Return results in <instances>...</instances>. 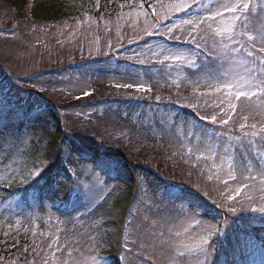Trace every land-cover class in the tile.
<instances>
[{
	"label": "rangeland",
	"instance_id": "rangeland-1",
	"mask_svg": "<svg viewBox=\"0 0 264 264\" xmlns=\"http://www.w3.org/2000/svg\"><path fill=\"white\" fill-rule=\"evenodd\" d=\"M192 1L194 0H176L171 5L170 2H166V7H162L159 1L154 4L156 6L154 8L159 10L162 7L160 12L164 15L159 12L157 17H153L154 14L149 13V10L146 12L144 8L138 7L129 10L124 19L115 20L112 24L103 26V23H100L101 27H98V23L91 20L85 21L86 24L81 28L74 22L70 25L62 24L52 31L34 25L22 31L16 26L17 22H14L15 18L11 13L6 16L10 12L9 3L0 1V141L6 134L5 124H13L15 121V115L7 114L9 110L3 105H11L14 100L28 101L33 109L45 105L52 107L62 119L65 134L71 140L83 144L85 148H97L100 153L112 149V145L102 138V134L109 128L104 124L111 121L114 124L113 119L110 117L105 122L97 120L103 109H106V102L113 104L115 107L112 108L115 109L120 107L118 103H111L115 99L145 100L151 97L156 101L153 109L157 110L158 115L154 123L159 127L162 124L161 119H164L165 126L170 127L167 120L173 112L169 111L168 107L163 109L157 102L160 100L167 103L176 102L189 110H196L199 115L195 114L196 119L189 120V123L177 122L172 127L174 130L172 148L170 153H162L161 156L170 163L169 165L176 166L179 171L183 170L186 178H195L197 184L199 180L205 182L211 189V198L221 204L229 203L228 208L220 207L226 208L227 211L230 208L235 209L229 210L228 216L233 214L239 218L241 215L247 223L255 225L256 221L264 218V212L259 211V208L264 207V177L259 171V168L264 166L261 164V160L264 159V134L260 132V127L264 124V90L256 88L254 81L251 87L245 85L244 90L254 92L255 95L241 97L240 101H237L234 96L227 95L230 89L226 81L238 79L239 75L248 77L244 66L234 61L251 58L247 57L243 50L234 53L232 49H240L241 44L253 50L264 47V40L262 44L257 40L254 43L248 40L250 31L246 28V24L248 27L251 26L249 19L258 13L256 18L263 21L264 33V0H243L250 5L246 13L248 19L245 20L244 15L239 12L235 15L243 17L246 23L244 28L241 27V22L232 19L233 13L220 8L222 4H236L241 0H196L197 5ZM182 3L191 5L186 7L189 12L184 14L185 18L168 15L169 12H179L177 5ZM218 9L222 16L216 15ZM202 12L204 13L201 17L194 18V15ZM169 17L173 18L170 22L167 19ZM251 20L257 22L256 19ZM166 22L168 23L165 26L162 25ZM228 24L234 25L235 39H228L229 34L222 31ZM217 30L221 31V35H217ZM97 35L100 37H96ZM162 35L171 43H167ZM192 37H195V40ZM146 38L147 43L139 46L138 43ZM197 41L198 49L201 47L207 52L209 49L215 51L217 58L213 63L216 62V65L220 66L222 62L223 67L217 73L218 79H209L204 71V75L199 77L190 75L191 71H197L200 69L199 65L208 60L204 55H197L199 53ZM189 43L196 44V48ZM132 44L136 47L130 46ZM100 59H105L101 64L105 65L107 59L110 65V74L103 84L96 80L92 81L91 76L95 75L89 74L88 77V73L82 72L91 69L88 61ZM192 60H196V66L190 63ZM141 64H151V68L148 69L153 78L151 84L144 78V73L139 68ZM248 67L253 65L249 64ZM113 70H116V74L111 73ZM124 72L128 73V77L123 80L120 78L126 76ZM86 92L91 95H85ZM6 100L8 102H5ZM229 100L236 105L235 111L229 106ZM142 113L145 114L143 118L139 116L142 123L154 128L149 104L143 107ZM202 116L204 119H201ZM212 117L216 119L213 120ZM223 120H228V123H222ZM240 124H246L248 127L241 129ZM252 124H256L257 127L251 128ZM138 125L143 126L141 123ZM124 135L125 133L121 134L117 130L108 133L112 139ZM12 137L11 140L5 141L0 153L1 182H11L13 175L19 176L18 169L31 146L30 135L20 137L19 133L12 132ZM128 139L129 136L126 135V140ZM138 147L133 150L137 152ZM152 156L153 154L143 156L142 162H146L153 169L159 168L161 164L152 159ZM162 165L167 169V165ZM44 166L45 163L40 158H35L28 167L29 175L32 178L38 177ZM249 166L252 169L251 173L245 171ZM233 175L236 179L231 178ZM249 175L256 179H246ZM83 177L85 178L84 174ZM82 182L84 184L78 186L73 178L71 187L72 191L83 190L92 194L91 199L85 196L81 200L87 209L103 201L110 191L96 175L91 177V184L84 180ZM186 183L185 180L176 178L177 185L185 189L190 188ZM245 185L248 187L245 188ZM236 190H242L240 195L234 200L227 199L229 196H235ZM199 195L201 196V193ZM9 206H5L2 219L6 227L17 229L29 223L33 232L40 236L36 245L39 254L32 264H71L70 245L63 250L61 256L63 261L61 263L55 261V254L61 251L57 248L58 241L64 232L61 222H56L55 216L49 213L41 216L32 211L30 213L32 220L26 219L27 213L24 209L17 211L15 208L9 209ZM141 206L138 207L139 215L152 222V226L146 227V230L151 231L157 238V241L149 238L151 245L157 246L158 243L167 245L168 253L159 255L164 262L171 261L177 264L178 258H182L185 259L184 264H204L208 252L210 260L208 245L204 246V252L189 249L194 248L202 236H207L210 242L216 231L215 223L201 218L199 211L189 213L188 206L183 203H175L170 209ZM133 218L131 215L128 219L127 233L124 235L126 250L144 253L146 259H151L148 256L150 249L145 246L138 232L143 224L140 222L130 224ZM158 219L159 225L155 228L154 220ZM168 220L170 223L166 227V233H162V223ZM258 225L264 227V223ZM260 229L262 228H258V231ZM135 243H139L141 247L135 248ZM234 249L232 261L227 264H233V260L234 264H264V250L254 239L239 238V243ZM181 251L185 253L184 256L178 255ZM125 253L127 252L122 251L121 257L118 258L122 264L126 262ZM74 260L78 261L72 264H102L92 256H82ZM219 264H223L222 260Z\"/></svg>",
	"mask_w": 264,
	"mask_h": 264
},
{
	"label": "trees",
	"instance_id": "trees-1",
	"mask_svg": "<svg viewBox=\"0 0 264 264\" xmlns=\"http://www.w3.org/2000/svg\"><path fill=\"white\" fill-rule=\"evenodd\" d=\"M0 1L9 3L10 12L6 16L11 13L15 18L14 22H17L16 26L22 31L30 29V25L37 28L45 27L48 31H52L62 24L70 25L74 22H77L78 24L75 25L81 28L86 24L85 21L91 20L97 22L98 27H101L100 23H103V26L112 24L115 20L124 19L129 10L138 7L144 8L146 12L149 10V13L154 14L153 17H157L161 13L162 7L167 5L166 2H170L169 5H171L176 0ZM159 1L162 7L157 10L154 8L156 7L154 4L159 3ZM195 1L192 3L197 5L198 3ZM187 12L189 11L185 8L183 11L169 12L168 15H176L181 19L185 18L184 14ZM204 12L194 15V18L201 17ZM161 14L164 15V13ZM245 15L247 16L246 13ZM257 15L258 13L249 19L250 27L243 19L245 16L241 17L239 22L242 23L241 27L243 26V28L246 24V28L250 31L249 35L254 38V41L257 40L262 44L263 21L256 18ZM251 19H256L257 22L254 23ZM96 37L100 36L97 35ZM102 60L105 61V59ZM102 60L88 61L87 64L91 69L82 70L84 74L88 73V77L95 75V77L91 76L92 81H99L100 84H103L110 74V65L107 59L105 65L101 64ZM214 67L219 72L220 66L214 64ZM140 68L144 73V78L151 84L153 78L148 67L140 66ZM111 73L116 74V70L111 71ZM124 74L126 76L120 79H127L128 73L124 72ZM190 75L199 77L204 73L198 69L191 71ZM112 102L120 104L122 108L113 109L112 107L115 106L106 102V109H103V113L97 118L98 122H105L110 117L114 121V124L112 121L104 124L109 128L102 134V138L112 145V149L108 151L110 153H100L97 148L92 147L93 150H91L88 145L86 146L89 148H85L83 144L71 140L65 134L62 119L50 106L45 105L39 109H33L31 103L21 100H14L8 106L1 103L9 110L7 114L15 115V121L13 124H5L6 134L0 141V153L5 141L14 137H12V132L14 134L19 133L20 137L30 135L31 146L26 151L25 159L18 169L19 176L13 175L11 182L0 181V264H32L33 260L38 257L36 255L39 254V248L36 245L40 236L33 232L32 225L26 223L17 229H12L6 227L4 221L2 222L7 205H10L9 209L15 208L17 211L24 209L27 213L26 219H31L30 213L35 211L41 216L49 213L56 217V222H61L64 232L60 236L57 246L61 251L55 254L57 263L63 261L61 258L63 250L70 245L72 250L71 264L78 261L74 259H80L82 256L95 257L102 264H120L118 256L122 251L127 252L124 256L125 264H151L150 262L175 264L171 261L166 263L159 257L160 254L168 253L165 243H158L157 246L151 245L149 238H154L156 241L157 238L151 234V231L146 230V227L152 226V222L139 215L138 207H142L141 205L150 208L170 209L174 207L175 203H183L188 206L187 211L189 213L193 212L192 206L195 205V211H199L201 218L210 223H215L216 231L208 244L210 260L208 252L204 264H219L221 260L223 264H227L226 251H231L233 254L234 248L239 243V238H252L264 250V227L258 225L264 223V218L256 221L255 225H251L236 210L240 224H237L234 217H226L222 222L221 219L224 215L220 207L228 208L230 204H221L213 197L211 198V189L207 187L205 182L199 180V184H197L195 178H186L183 170L179 171L176 166L169 165L170 163L161 156L162 153H170L172 148L171 141L174 140L172 127L177 122L184 124L189 120H195L189 110L178 107L175 105L176 102L158 101L157 104L163 109L168 107L169 111L173 112V115L167 120L170 127L165 126L164 119H161L162 124L159 127L154 123L158 113H156V109H153V104H156V101H153L151 97L145 100L115 99ZM148 104L153 116L154 128L143 124L139 119V116L145 117V114L142 113L143 107ZM169 111L168 115H170ZM7 114H5L6 117ZM138 123L143 126L138 127ZM114 130L121 134L125 133V135L118 139H114V137L112 139L108 133ZM126 135L129 136L128 141ZM16 138L18 140V137ZM88 141L91 142V140ZM135 147H138L137 152L133 150ZM147 154H153L152 159L161 164L155 170L160 171L159 173L163 174L164 179L153 174L150 170L153 168L148 166L146 162H142L143 156ZM37 157L45 163V166L38 177L32 178L29 175L28 167ZM162 164L167 165V169H164ZM94 175L100 178V181L110 190L104 200L90 209H87L81 202L76 208L69 206L67 201L72 194V179L75 178L77 185L81 186L84 184L82 180L91 184V177ZM176 178L185 180L190 188L178 187ZM202 194H205L211 203L206 202ZM131 215L134 218L131 219L130 224L135 222L143 224L142 227H139L138 232L142 236L145 246L150 249L148 256L151 259H146L144 253L132 250L128 252L124 249L126 242L124 235ZM170 219L172 220V217ZM154 222L155 228H157L159 219L154 220ZM169 223V220L162 223V233H166V227ZM258 228L262 229L258 231ZM222 233H224L225 241H221ZM137 237L139 238V236ZM134 246L135 248L141 247L139 243H135ZM184 261L185 259L178 258L177 264H184ZM232 263L234 264L235 261L233 260Z\"/></svg>",
	"mask_w": 264,
	"mask_h": 264
},
{
	"label": "snow or ice",
	"instance_id": "snow-or-ice-1",
	"mask_svg": "<svg viewBox=\"0 0 264 264\" xmlns=\"http://www.w3.org/2000/svg\"><path fill=\"white\" fill-rule=\"evenodd\" d=\"M191 5L188 4H179L177 5V10L179 11H183L186 7H190ZM249 3L247 2H243V0H241L240 3H236V4H222L220 5V8L225 9L226 11L233 13L232 19L234 21H240L241 16L240 15H235V13L239 12L241 15L245 16V20L248 19V17L245 15V13H247V11L249 10ZM217 16H222V12L218 9L216 12ZM214 19V17H213ZM189 23H191V21H189ZM223 33H227L229 34L227 36L228 39H235V33H234V25L232 24H228L223 30ZM217 35H221V31L217 30ZM193 40H195V37H192ZM248 40L249 41H253V37L252 36H248ZM262 40H264V33H262ZM237 43H240V41H236ZM197 44V48L199 45V42H196ZM241 50L246 52L247 57L251 58L250 60H239V61H234V63H237L239 65H243L244 66V71L248 74V77L245 78L244 75H239V78L236 79H232L231 81H226V84L229 87V92L227 93V95L229 97L234 96L235 99L237 101H240L241 97H249L250 95H255L254 92L251 91H245L244 87L245 85H249V87H251L253 85V82L255 81V87L261 90H264V47H261L259 49H255L253 50L252 48H248L246 45L241 44V48L240 49H232V51L234 53H238ZM199 54V53H198ZM207 55H210L212 57V60L207 61L206 63L199 65L200 70L204 71L207 75V77L209 79H218V69L216 67H214L213 61L217 58L216 57V53L213 49H209ZM179 58V57H177ZM190 63L193 66L197 65L196 60H192L190 61ZM251 64L253 65V67H248V65ZM219 90V89H217ZM85 95H91V93H85ZM223 102V101H222ZM229 106L231 107V109L233 111H235L236 109V105L231 103V100H229ZM201 119H204V117L202 116ZM213 120H215V117H212ZM229 119H231V117H229ZM222 123L227 124L228 120H223ZM248 127V125L246 124H240V128L244 129ZM251 128L255 129L257 127L256 124H252L250 125ZM260 132L262 134H264V124L261 125L260 127ZM244 135H247V132L244 133ZM253 135H256V133H253ZM243 143V141H242ZM247 150V149H245ZM261 164L264 165V159L261 160ZM245 171L248 173H251L252 169L251 167H247L245 168ZM259 171L262 175V177H264V166L259 168ZM211 178V177H210ZM232 179H236V177L233 175L231 176ZM246 179H256V177L249 175L248 177H246ZM248 185H245V188H247ZM242 190H236L235 192V196H229L227 199L229 200H234L236 196H239ZM71 195L68 198L67 203L69 204V206L76 208V206L81 202L82 198L87 196L89 197V199L92 198V194L90 192H85L83 190H73L71 191ZM195 205L192 206V211L195 212ZM229 210L234 211V208H230ZM257 209H253V211H256ZM259 211L264 212V207L259 208ZM209 235H211V233L209 232ZM209 240L207 236H202L199 240L198 243L195 244V247L192 249H189L190 251H194V252H204L205 248L204 246L208 245ZM179 256H184L185 253L183 251L178 253Z\"/></svg>",
	"mask_w": 264,
	"mask_h": 264
}]
</instances>
